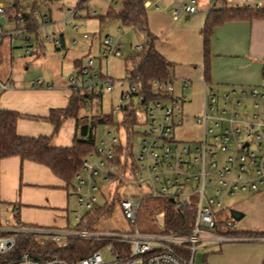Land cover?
<instances>
[{"label":"built area","instance_id":"2783aa9c","mask_svg":"<svg viewBox=\"0 0 264 264\" xmlns=\"http://www.w3.org/2000/svg\"><path fill=\"white\" fill-rule=\"evenodd\" d=\"M225 3L228 7H264V0H225ZM196 9V0H188L172 14L194 13ZM2 11L0 7V13ZM38 15L43 24L48 22V14ZM76 15L75 9L67 8V19ZM73 27L79 29L76 24ZM47 38L49 43L60 45L59 37ZM82 38H88V34L83 33ZM76 42L74 37L70 44ZM140 48L141 43L135 45V49ZM110 55H121L120 41L116 37L102 41L101 57ZM93 63V59H88L81 67L80 77L86 74L88 78L84 82H92L86 86L87 93H101L93 83L96 79L106 92H111L113 79L105 75L100 80ZM124 80L128 88L121 92L119 103L112 111L124 113L133 102L137 115H142V124L137 122L136 126L144 125L145 128L135 131L132 139L133 145L135 137H141L138 152H133V146L131 153L127 151L124 130H121L122 139L113 135L96 142L74 175L70 193L75 196V227L20 225L17 220L1 216L0 210V264H193L199 241L220 243L247 238L235 234L239 229L236 230L232 217L226 221V226L234 230V234L213 233L209 229H215L217 224L212 209L222 207L221 200L226 194L258 192L264 185V96L259 88H229L221 92L203 78L199 108L189 111L184 107L183 97V90L191 84L187 79L176 80L171 76L154 80L152 91L160 95L156 99L139 93L137 83L131 81L130 70L125 72ZM76 81L74 76L68 78L70 85ZM43 84L42 76L30 80L31 87ZM52 85L48 83L46 86ZM177 85L179 92H176ZM7 86V83L0 82V90L7 89ZM177 131L182 136H178ZM119 146L124 149L118 155L115 150ZM100 183L134 185L141 192L136 195L137 199L135 196H120L117 191L106 188L99 197ZM99 198L101 203L97 202ZM146 198L165 199L177 207L192 203L195 209L193 223L189 227L164 231L163 213H159L156 216V221L161 224L159 232L140 231L136 226L137 215L141 200ZM105 203H113L109 215L92 228L84 227L87 213ZM20 236H32L39 244L50 242L63 246L75 239L98 242L100 247H107L109 251L115 245L123 250L121 255L112 259H104L100 247L73 260L58 256L38 259L28 252L13 254Z\"/></svg>","mask_w":264,"mask_h":264},{"label":"crops","instance_id":"0c3cea01","mask_svg":"<svg viewBox=\"0 0 264 264\" xmlns=\"http://www.w3.org/2000/svg\"><path fill=\"white\" fill-rule=\"evenodd\" d=\"M158 1L160 6L155 8L151 0L145 2L148 27L156 36V49L174 64V79H187L190 85L197 82L201 88L204 78L201 30L208 12L212 7L221 6L224 0H198L206 13L205 17L183 12L177 16L172 14L174 9L188 0ZM12 2L0 0V7L4 10ZM58 3L63 2L60 0ZM21 4L25 6L26 3L22 0ZM61 4L55 10L49 8V12L34 10L36 21L22 31L16 29L17 24L13 21H6L0 27V82L8 84L7 89L0 90V109L14 110L20 114L16 121V133L21 136L51 135L54 125L47 119L49 111L65 107L71 94L65 71L68 69V61L74 64L79 56L68 55L64 27L68 22L67 11L61 10ZM38 13L48 14L46 24L42 23ZM48 36L59 37L60 45L49 43ZM209 49L212 59L219 56L238 64L226 70L223 75H217L215 70L210 73L209 82H216L217 85H213L217 90L219 85L238 88L256 86L264 96L260 89L264 87V19L230 20L216 26L210 37ZM37 76L43 77L44 84L31 87L30 80ZM48 83H52V87L46 86ZM68 119L51 140L53 146L58 147L60 145L57 143H64V147H67L68 139L59 137V134H62V127ZM73 126L70 145L75 135V120ZM65 185L64 181L42 164L21 160L18 156L0 159V202L15 199L22 205L37 208V213L32 217L30 209L24 208L21 212V208L13 207L18 220L21 215L26 217L20 220L22 223L31 224L28 221L35 220L32 224L68 226V197L71 193ZM43 195L52 202L51 208L47 209V206L39 202Z\"/></svg>","mask_w":264,"mask_h":264},{"label":"trees","instance_id":"16d2710c","mask_svg":"<svg viewBox=\"0 0 264 264\" xmlns=\"http://www.w3.org/2000/svg\"><path fill=\"white\" fill-rule=\"evenodd\" d=\"M13 0L11 5L2 11L6 21L16 22V29L23 30L26 26L34 24L36 21L33 13L37 0ZM84 0H79L78 7H81ZM146 0H121L117 9L108 8L99 18L101 22L116 18L122 26L130 27L142 37L141 48L134 49L129 55L128 61L131 64V81L137 83L139 93L149 99L160 97L152 91L151 84L156 79H165L172 76L174 64L168 61L155 46L156 36L149 30L147 19ZM76 7V8H78ZM27 8L29 9L27 11ZM264 19L263 8L248 7H212L208 12L201 33L203 37V69L204 79H210V37L213 29L230 20L239 19ZM76 78L80 79L81 85L76 82L70 85L71 94L68 103L63 108H54L49 111L47 119L54 125L51 135H40L37 137L21 136L16 133V121L20 114L14 110L0 109V159L18 156L21 160H30L42 164L65 182L66 188L73 186L75 173L80 169L83 159L96 146L95 129L97 125L115 126L117 130H124L127 137V151L131 153L132 139L135 136V126L137 124V111L133 102L126 107L124 113L119 114L120 118L115 119L114 113H99L93 116H78V111L86 104V101L93 98H100L101 93L95 95L93 92L87 93L84 80L81 79V67L84 65L81 58L76 59ZM101 80L105 77L101 72L97 73ZM75 120V135L70 146L55 147L51 140L58 132L62 123L68 119ZM124 147L116 148V154H120ZM159 202V205H145L148 212L154 217L163 213L164 231L178 230L189 227L193 223L195 209L193 204L177 207L165 199H152ZM113 203H105L95 206L86 215L87 223L84 227L92 228L97 223L107 217L111 211ZM17 217V215H16ZM156 219V218H155ZM245 234L252 232L236 231ZM100 247L98 242H85L81 240H69L65 245L55 243H37L32 236H20L17 239L14 255L28 252L31 256L44 259L50 256H58L68 260H73L85 256L88 252Z\"/></svg>","mask_w":264,"mask_h":264},{"label":"rangeland","instance_id":"374dc122","mask_svg":"<svg viewBox=\"0 0 264 264\" xmlns=\"http://www.w3.org/2000/svg\"><path fill=\"white\" fill-rule=\"evenodd\" d=\"M60 0H37L35 9L39 12H49V8L55 10L61 3H58ZM62 9L67 11V8L76 10V17L69 19L68 22L64 24L66 28V38L68 41V55L79 56L83 64H86L88 59H93V69L96 73L101 72L104 75L113 79V90L111 92H106L104 86L97 83V80H94L93 83H96V90L101 91L100 98H93L90 103H86L78 111V116H93L97 112L99 113H113L112 108L114 105L119 103V97L121 92L127 90L128 83L124 80L125 72L130 70L131 64L128 61L129 55L134 51L135 45L142 42V37L139 33L134 31L130 27L122 26L120 21L116 18L107 20L106 22H101L100 16L104 14V11L108 8L117 9L120 6L121 0H84L81 4V7H78L79 0H62ZM154 8L155 6H160V1L151 0ZM61 4V5H62ZM209 4V3H208ZM221 6H226L225 0L221 3ZM76 7H78L76 9ZM196 12L192 13L197 15L206 16L204 9L199 5L198 0L196 1ZM149 10V9H148ZM190 16V15H189ZM78 25L79 29H74L73 25ZM14 27V26H13ZM87 33L88 38H82V34ZM76 37L77 42L75 44H70L71 39ZM107 37H116L120 41V56H108L101 57V47L102 41ZM46 41V40H45ZM231 59L220 58L219 56L212 59L210 56V73L215 70L217 75H223L226 70L233 68V66L238 65L230 62ZM76 68L72 61H68V69L65 71V76H74L76 77ZM32 75V74H31ZM35 75V73L33 74ZM34 78V77H33ZM83 80H87L88 76L85 74L82 76ZM81 78V79H82ZM81 80L77 79V86L81 85ZM91 81L84 83V86L91 85ZM217 85L216 82L212 81V85ZM229 88H236L237 90L241 89L237 86H228V85H219V91L223 92ZM261 91L264 93V87L261 86ZM200 83H193L188 88L183 90V97L185 98V109L189 111H197L200 103ZM180 88L176 86V92H179ZM249 106V102L246 101ZM114 118L119 119L120 115L114 113ZM142 115H138V123L143 122ZM74 119H68V121L62 127V134H59V137L63 139H68L67 146L70 145L71 139L73 137L74 130ZM145 128L144 125L135 126V131H143ZM107 132H110L107 135ZM178 136H182L181 133ZM65 133V134H64ZM95 140L98 143L103 138H108L113 135H116L122 139L123 132L117 130L115 126H104L97 125L95 129ZM177 136V137H178ZM141 137L138 135L135 137L133 142V152L137 153L140 145ZM58 147H64V143H57ZM74 184V181L72 182ZM101 184V193L106 190V188L111 191H117L120 196H135L141 192L139 187L134 185H120L116 186L114 183L110 184ZM198 186V184L196 183ZM195 186V184H194ZM72 186L69 188L71 192ZM47 196L43 195L42 200L39 202L41 205L47 206V209L51 208L52 202L46 199ZM155 198H146L141 200V206L139 213L137 215L136 226L142 232H159L161 229V224L156 221V217L151 215L146 209L145 205L157 206L159 202L152 200ZM222 207L212 209L213 215L217 221L215 229H209L213 233L219 234H234L235 231L227 228L226 221L232 219L230 215V210L235 209L243 213V217L236 222L238 231L252 232L251 234L246 233L238 235L245 236L242 240H233V241H224V242H206L199 241L197 243V249L194 256L193 264H264V239L253 238V237H264V185L258 192L251 191H234L231 194H226L222 198ZM101 203V200L97 201ZM13 207L28 208L29 211L37 213V208L34 206H26L20 204L17 200L13 199L7 202H0L1 216L10 219L11 221L17 220L20 225H32V226H41L32 224L35 223V220L28 221L31 224H25L20 222L26 218L24 215L19 218L16 217V210H13ZM39 209V208H38ZM68 227H75L77 225L74 219L75 213V196L70 194L68 197ZM84 213V212H83ZM81 213V215L83 214ZM119 216L118 213L114 214ZM109 225V223L107 224ZM202 235V234H201ZM104 259H112L121 255L122 247L115 245V248L108 250L107 247H100Z\"/></svg>","mask_w":264,"mask_h":264},{"label":"water","instance_id":"95a60500","mask_svg":"<svg viewBox=\"0 0 264 264\" xmlns=\"http://www.w3.org/2000/svg\"><path fill=\"white\" fill-rule=\"evenodd\" d=\"M5 22H6L5 17L3 15H0V27L4 26ZM230 215L235 221L243 217V213L235 209L230 210Z\"/></svg>","mask_w":264,"mask_h":264}]
</instances>
